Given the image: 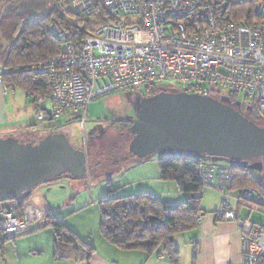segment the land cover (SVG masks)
I'll return each mask as SVG.
<instances>
[{"label": "built area", "instance_id": "1", "mask_svg": "<svg viewBox=\"0 0 264 264\" xmlns=\"http://www.w3.org/2000/svg\"><path fill=\"white\" fill-rule=\"evenodd\" d=\"M96 2L118 21L98 27L77 49L69 32L53 26L60 54L32 67L47 76L51 89L35 101L39 122L52 124L117 92L152 96L164 86L221 100L236 95L264 118V0H72V7L91 17ZM8 74L0 66V86L14 92L5 85ZM200 173L204 189L225 197L218 217L237 225L241 264H261L263 228L241 219L227 198L235 186L232 167L203 164ZM240 199L250 210H264L256 188H245ZM12 203L0 204L6 239L30 234L41 218L18 217Z\"/></svg>", "mask_w": 264, "mask_h": 264}, {"label": "trees", "instance_id": "2", "mask_svg": "<svg viewBox=\"0 0 264 264\" xmlns=\"http://www.w3.org/2000/svg\"><path fill=\"white\" fill-rule=\"evenodd\" d=\"M117 21L98 2L92 16L83 17L74 11L72 0H0V66L9 72L4 78L5 85L13 90H25L34 104L39 97H49L51 89L47 76L32 67L60 54L63 46L52 35V27L69 32L73 46L77 49L98 27ZM160 91L167 90H156L153 94ZM223 101L262 124L264 118L256 107L239 104L236 95H230L229 99ZM203 164L210 163L188 156L159 160L161 180L175 182L181 193L190 196L184 203H164L151 193L113 197L109 182L108 196L100 203L101 232L107 242L123 250H144L151 254L158 252L159 256L163 252L171 264H178L180 256L174 246V237L195 231L200 224L199 215H204L201 209L204 187L200 173ZM230 167L234 172V190L242 192L247 187H253L264 196L263 181L252 176L248 168ZM28 194L30 192L17 200L15 213L18 217H23ZM242 206L246 205L240 202L238 207ZM41 219V228H51L58 243L78 244V236L51 211ZM3 235L0 216V248L17 238L6 239ZM84 246L90 256L94 248L88 244Z\"/></svg>", "mask_w": 264, "mask_h": 264}, {"label": "rangeland", "instance_id": "3", "mask_svg": "<svg viewBox=\"0 0 264 264\" xmlns=\"http://www.w3.org/2000/svg\"><path fill=\"white\" fill-rule=\"evenodd\" d=\"M167 89V86H164V90ZM18 92L19 95H22V100H19L16 106L18 109L20 108L19 111L18 109L16 110L17 115L23 118L24 115L21 114H26L27 125L24 126L29 127L35 124L41 133L36 139H29L19 135L12 138H16L23 145H34L53 133H63L74 148L81 150L77 147L81 146L87 152L88 174L82 179L73 180L72 200L66 206L57 201L56 207L51 210L47 209L45 213L51 211L57 218L62 220L68 229L78 236V244L81 246L85 244L94 246L98 251H101V254L106 255L112 264L142 263L150 255L156 258L158 252L151 254L144 250L132 251L120 249L107 242L101 232L102 215L100 203L108 196L109 182L113 190V197L138 195L148 192L156 195L161 201L163 200L161 195H164L162 193H165V195L169 194L167 195V197L169 196L168 200H170L168 203H184L188 200L187 197L183 201L184 193L179 191L175 182L161 180L158 168L149 170L150 172L148 171V173L143 171L142 168H136L128 173L123 172L125 167L133 162L130 152V142L133 137L130 131V124L133 118L137 117L143 98L147 96L138 92H117L94 100L88 106L84 125L80 123V120L83 119V115H80V112L74 114L75 119L69 125L65 121V117L52 123V125H48L47 123L37 121L36 114L32 112L34 106L33 99L26 96L23 91L18 90ZM225 93L227 94V92ZM261 123L264 124V122ZM51 126L53 129H51ZM185 156L194 157L171 152L150 154L147 156V159L150 160L147 165L151 164L158 167L161 158ZM203 160L215 165L248 168L252 176L264 183V158L241 163L212 157L204 158ZM209 190L207 188L204 189L202 203L205 201L208 207L212 209L207 210V213L218 212L221 210L222 200L225 197L222 195L223 193L209 192ZM240 194L241 191L233 189L232 194L227 198L232 204H239L241 202ZM212 196H215L216 199ZM13 203H17V201ZM59 205H61L60 208ZM37 207L40 206L37 205ZM240 214L242 219L264 227V210L262 212L250 210L248 206H242ZM39 226L40 224H36L34 232L17 238L34 235L40 230ZM191 235L192 232L179 234L180 237L185 239L186 243H189ZM102 243L110 245L109 247L112 248V252L111 250L105 251L103 248L105 245ZM192 260L191 257L184 260L183 256L182 264L187 263V261V264H192Z\"/></svg>", "mask_w": 264, "mask_h": 264}, {"label": "water", "instance_id": "4", "mask_svg": "<svg viewBox=\"0 0 264 264\" xmlns=\"http://www.w3.org/2000/svg\"><path fill=\"white\" fill-rule=\"evenodd\" d=\"M130 131V152L138 159L161 152L236 163L264 158V125L212 96L186 91L147 96ZM87 174V153L74 148L63 133L34 145L0 139V204L62 176L82 179Z\"/></svg>", "mask_w": 264, "mask_h": 264}, {"label": "crops", "instance_id": "5", "mask_svg": "<svg viewBox=\"0 0 264 264\" xmlns=\"http://www.w3.org/2000/svg\"><path fill=\"white\" fill-rule=\"evenodd\" d=\"M18 90L23 91L25 95L29 97L28 93L23 89L16 88L14 92H12L5 91L4 88L0 86V139H6L18 135L29 139H36L41 133L40 129L35 126V124H32L29 127L24 126L27 125L25 119L26 114H21L24 115L23 118H20V116L17 115L16 110L18 108L16 106L18 105L19 100H22V95H19ZM33 105L32 112L37 116L38 110L34 102ZM87 110L88 107L77 109L65 114L63 117H65V121L68 122L69 125L75 119L74 114L80 112V115H83V119L80 120V123L84 120L85 124ZM136 118L137 117L133 118V120ZM77 147L83 150L81 146ZM131 158L133 162L125 167V170L123 171L125 173L133 171L136 168H142L143 171H146L147 173L149 170H155L157 168L159 170V166L155 167L151 164L147 165L150 162L149 159H138L132 154ZM74 179L75 178L70 175H65L34 188L30 194H28L29 197H27V200L25 201L23 207L25 208V213L23 210L22 216L42 218L47 209L51 210L56 207L55 205L57 201L66 206L73 197L72 186H74ZM209 189L211 190H209V192L214 191L220 194L222 193L214 188ZM162 194H164L161 195V198L163 199L162 201L168 203L170 200H168L169 196L167 197V195L169 194ZM187 197L189 199L190 196L184 194L183 201H185ZM212 197L216 199L215 196ZM12 204H14L15 208L18 205L17 203ZM37 205L40 207H37ZM234 206L239 217L242 219L240 216L241 207H238V203L234 204ZM60 207L61 205H59V208ZM201 209L204 213V220L199 224V227L192 232V235L189 238V243H186L185 239L179 235L174 237V246L179 251L180 256L178 264H182L183 256L184 260L191 257L193 259L192 264H241L242 240L237 225L232 222H225L217 217L216 213L220 210L218 212L214 211L213 213H207V210L212 209L208 207L205 201L201 203ZM41 218L37 222L38 225L40 224V230L34 235L17 238L3 244L0 248V264H112L106 255L103 253L101 254V251H98V249L92 245L94 251L91 252V255L89 256V251L84 248V245L81 246L80 244H77L74 246L58 243L55 232L51 228H41ZM102 244L105 245L103 246L105 251L111 250L112 252V248L109 247L110 245H106L107 243ZM137 264H171V261L166 255L163 257L158 255L156 258L155 256L150 255V257L143 260L142 263Z\"/></svg>", "mask_w": 264, "mask_h": 264}, {"label": "flooded vegetation", "instance_id": "6", "mask_svg": "<svg viewBox=\"0 0 264 264\" xmlns=\"http://www.w3.org/2000/svg\"><path fill=\"white\" fill-rule=\"evenodd\" d=\"M149 97V96H148ZM262 122H264V120H262ZM262 125H264V124H262Z\"/></svg>", "mask_w": 264, "mask_h": 264}]
</instances>
